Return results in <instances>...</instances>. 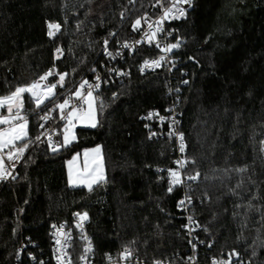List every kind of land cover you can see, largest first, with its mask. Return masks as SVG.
I'll return each instance as SVG.
<instances>
[{
    "label": "trees",
    "instance_id": "16d2710c",
    "mask_svg": "<svg viewBox=\"0 0 264 264\" xmlns=\"http://www.w3.org/2000/svg\"><path fill=\"white\" fill-rule=\"evenodd\" d=\"M156 2L0 0V97L48 72L50 84L66 74L44 104L23 96L30 138L39 133L41 113L58 116L57 106L81 80L96 75L102 43L127 39L136 19L155 14ZM49 24L61 27L54 37ZM168 28L180 58L173 73L140 76L137 65L149 52L140 49L129 60L130 77L97 93L95 128H78L76 140L56 152L45 142L31 145L16 180L0 184V264H16L22 242L49 257L51 228L81 212L89 215L99 259L129 250L146 264H187L182 190L168 191L173 145L150 140L141 120L161 109L170 84L182 91L188 170L199 173L193 195L205 229L200 262L239 252L264 264V0H195L188 18ZM98 146L105 179L91 191L71 188L67 161Z\"/></svg>",
    "mask_w": 264,
    "mask_h": 264
},
{
    "label": "built area",
    "instance_id": "2783aa9c",
    "mask_svg": "<svg viewBox=\"0 0 264 264\" xmlns=\"http://www.w3.org/2000/svg\"><path fill=\"white\" fill-rule=\"evenodd\" d=\"M173 3L174 0H157L155 14L136 19L130 27V34L127 39L111 38L102 43L104 62H102L101 68L92 79L81 80L78 87L81 90L80 96L77 97L73 94L68 97L66 99L69 101L68 106L63 109V112L59 109L58 116H55L53 112L41 113L39 133L35 137H28L30 139L23 152L15 153V149H13L14 158L12 160L7 158L8 151L2 153L4 156V175L0 177V184L10 185L16 180L19 168L31 145L45 142L51 152L61 149L68 124L67 114L74 109L77 110V116L86 113L88 103H85V100L88 99L87 93L89 91L96 98L98 92L130 77L129 60L140 49L147 48L149 50L148 56L137 65L140 76L145 77L158 72L173 73L180 58L174 54L172 49L167 50L170 46L168 26L173 22L185 21L193 9L195 0H191L189 4L179 3L176 5L178 8L184 9L185 14L183 16H180L173 9V12L165 17L166 10L172 8ZM173 16L176 18H172ZM137 20H140L141 23L134 28ZM157 29L161 30L157 31ZM145 33L148 35L146 36ZM152 33H155V35L152 36ZM125 44L128 47H124ZM162 57L163 59H161ZM146 61L149 62L148 65L145 64ZM153 61H158L159 66L151 63ZM97 85L99 87H96ZM165 94L167 100L161 102V109L149 111L147 114L142 115L141 120L144 122V128L150 140H167L173 145L174 167L171 172L179 173L181 183L173 184V177L170 172L168 173V181L170 187L178 186L182 190L178 209L183 213L185 219L184 230L190 247V253L186 256L185 262L187 264H202L199 260V254L200 247L203 246L201 236L205 229L197 218L193 195L195 185L199 180V173L189 172L188 170L189 157L187 155L186 137L180 130V113L178 111L182 91L179 87L170 84L166 87ZM4 109L6 107H0V115ZM44 117H47V119H44ZM181 135H183V142L180 139ZM181 143L184 145L183 152L180 151ZM177 161L184 162L183 166L177 164ZM190 177L196 178L191 179ZM181 201H183V204H181ZM84 213L87 212L75 214L72 223H64L51 228L49 231V257L36 255L33 251L34 245L33 248H30V246L28 248L27 243L22 242L17 249L16 264H22L24 258L27 259L28 264H146L142 258L134 255L129 250H125L118 255L109 254L99 259L96 255L93 238L88 230L89 215H87V219L81 220L80 218ZM159 264L168 263L161 262ZM208 264H252V262L239 252H229L210 258Z\"/></svg>",
    "mask_w": 264,
    "mask_h": 264
},
{
    "label": "snow or ice",
    "instance_id": "6c2138e0",
    "mask_svg": "<svg viewBox=\"0 0 264 264\" xmlns=\"http://www.w3.org/2000/svg\"><path fill=\"white\" fill-rule=\"evenodd\" d=\"M191 2V0H174L173 3V7L169 8L166 10L165 12V17H167L169 14H171L173 12V9H175V11L177 13H179L180 16H183L185 14L184 9L182 8H178L176 5H178L179 3H184V4H189ZM172 18H176L175 16H173ZM141 21L137 20L135 22L134 28L138 27L140 25ZM49 35L52 36L54 35L53 31H51L52 29L55 30H59L60 25L59 24H49ZM149 27H151V25H149ZM161 29H157V31H159ZM145 35L147 36L148 34L145 33ZM155 33H152V36H154ZM124 47H128L127 44L124 45ZM178 47L177 44H173L170 45L169 48L167 50H171L172 48H176ZM109 55H111V53H109ZM163 59V57L161 58ZM151 63L156 64L157 66H159V62L158 61H153ZM146 65L149 64L148 61L145 62ZM66 75V74H65ZM46 79L45 77H41V80ZM63 80H64V75H60V82H61V86H63ZM86 83V82H85ZM40 87L39 82H36L30 86L27 87H19L15 90V92H13L10 96H5V97H0V107H6L7 112L9 113L8 116H0V125H8L7 128L0 130V177H3L4 175V156L2 155V153L4 152L5 149H9V151L7 152V158L9 160H12L14 158V152L13 149H15V153H21L25 150V148L27 147V145L25 144L23 147L20 148H16L15 146V142L24 139V137L26 136V126H27V121L26 119L20 115V112L23 108V101H22V94L23 93H30L32 96H36V104L37 106H39L43 100L45 99L44 96H38L37 93L35 91H33V89H37ZM49 87V93L50 95H54V93H51V89L55 88L56 85L52 84ZM81 87H83V85H81ZM96 87H99V85H97ZM75 95L77 97L80 96V92L77 91L75 93ZM87 97L91 98L92 97V92L89 91L87 93ZM85 103L89 104V107L91 108V101L90 99H86ZM69 101L65 100L63 103L59 104L57 107L63 112V109H65L66 106H68ZM15 108V111H14ZM88 113H83L80 116H77V110H73L71 112H69L67 114V119H68V123L71 125L73 118L76 119H83L84 116H87ZM44 119H47V117H44ZM91 119L94 120V114H92ZM163 119V118H161ZM14 121H23V123H14ZM92 126L95 127V123H92ZM65 131L67 132L68 129H65ZM181 141L183 142V135L180 136ZM69 138L67 135H65L64 137V141L68 142ZM55 150V149H53ZM94 151L99 152V149H95ZM180 151L183 152L184 151V145L183 143H181V148ZM77 160V157H73L72 161H69V166L71 167L73 165V163H75ZM94 163V161H90L89 159V155L87 152H85L83 154V160L81 161L82 164V175L85 176V178L87 179L88 177H91L97 170V168H102V163L101 164H97L96 168H92L91 165ZM177 164H180L181 166H183L182 161H177ZM240 171H244V169H240ZM171 176L173 177V184H179L181 183L180 180V176L178 172H171L170 171ZM191 179H195L196 177H190ZM100 179H103V177L101 176ZM97 181H93V183H95ZM88 188L91 191L92 189V183H88ZM169 192L172 191V188L169 187L168 189ZM181 204H183V201H181ZM87 213H84L83 216H81V220L87 219ZM57 243H59V241H57ZM90 250V249H89Z\"/></svg>",
    "mask_w": 264,
    "mask_h": 264
},
{
    "label": "crops",
    "instance_id": "0c3cea01",
    "mask_svg": "<svg viewBox=\"0 0 264 264\" xmlns=\"http://www.w3.org/2000/svg\"><path fill=\"white\" fill-rule=\"evenodd\" d=\"M23 86H25V85H23ZM25 87H27V86H25ZM77 91L81 92L80 89H77L74 92V95H75V93ZM51 93H53V91H51ZM42 96H44V94H42ZM33 97L34 96H31L32 99H33ZM88 99H90V101H91V108L89 107V104L87 106L86 113H88V115L87 116H84L83 119L73 118L72 123L70 125L71 127L68 128V131L67 132L65 131V133H64V136H63V146L62 147H67V146H69L71 143H73L76 140V130L78 128H95L97 126V112H96V103H97V100L93 96L91 98H88ZM44 101L45 100H43V102L41 104H43ZM34 102L36 104V101L35 100H34ZM5 110H6V112L3 113V114H1L0 116H8L9 115V113L7 112V109H5ZM14 111H15V108H14ZM93 112H94V114L96 116V119H95V121H96L95 127H93L92 125H89V124H85V125L82 126L81 124H82V122H84L85 119H87L89 117V119H87V120H90L91 113H93ZM20 115L23 116L21 114V112H20ZM26 121H27V119H26ZM78 122H81V124L79 125L80 127H77L76 130H75V132L73 133V129L78 125ZM14 123H23V121H14ZM7 127H8V125H0V130L5 129ZM25 131H26V136L24 137V139L15 142L16 148L21 147L22 146L21 143L24 142L25 140H27V138L29 137V132H28L29 131V123H28V121H27V126H26ZM65 135H67L68 138H69L68 142H65L64 141ZM97 148L99 149V152L94 151ZM6 151H9V149H5L4 150V152H6ZM85 152L88 153L90 161H94L95 162V168H96V165L97 164H101V163H102V168H97L96 172L91 177H88L87 179L86 178H83V181H84L85 184H81V183H70V176H71V173L70 172H71V168L69 166V161H67L66 168H67V175H68V179H69L68 180V184H69V186L71 188H81V187H85L86 189L89 190L88 183H92V188H93L99 182H101V181H103L105 179V175H106V162L104 160L103 150H102V148L100 146L95 147V148H92V149L84 150L82 153L75 155L74 157H77V159L80 160V163H78V160H76L75 168H77V170L80 169V168H82L81 161L83 160V154ZM72 160H73V158L70 161H72ZM101 176L103 177V179H100ZM93 181H97V182L93 183Z\"/></svg>",
    "mask_w": 264,
    "mask_h": 264
},
{
    "label": "rangeland",
    "instance_id": "374dc122",
    "mask_svg": "<svg viewBox=\"0 0 264 264\" xmlns=\"http://www.w3.org/2000/svg\"><path fill=\"white\" fill-rule=\"evenodd\" d=\"M60 30H61V27L59 28V30L57 31V30H55V29H52V31H53V33H54V35H52L51 37H54V36H56L59 32H60ZM170 45H173L172 43H170ZM172 50H174V48H172ZM62 75H64V80H65V78H66V75L65 74H62ZM46 76V79H44V80H41V78L40 79H38V80H36L35 82H33V84L34 83H36V82H39V84H40V87L39 88H37V89H33V91H35L36 93H37V95L38 96H42V94H44V97H45V101H44V103L45 102H47V101H49L50 99H52L53 97H55V95H56V90H55V88H52L50 91H53V93H54V95H50V93H49V87L48 86H50V85H52V84H50L49 83V79L50 78H52L53 76H54V74L51 72H48L46 75H44V76H42V77H45ZM64 80H63V86H64ZM56 84H58V85H60L61 86V82H60V75H58V82L57 83H55V85ZM32 85V84H31ZM63 86H61V87H63ZM21 87H25V86H21ZM30 93H23L22 94V101H23V96L24 95H29ZM31 94L29 95V97L31 98ZM36 96H34L33 97V99L36 101ZM43 103V104H44ZM40 105H42V104H40ZM6 112V111H5ZM5 112H3V113H5ZM2 113V114H3ZM92 114H94V112L93 113H91V116H92ZM91 116H90V120H87V119H89V117L87 118V119H85L84 120V122H82V124H81V122H78V125L73 129V133L75 132V130H76V128L77 127H80L79 125L81 124L82 126L83 125H85V124H89V125H92V123H96V121H95V119H96V116H95V114H94V120H92L91 119ZM25 118V117H24ZM68 126L66 127V129H68V128H70L71 126H70V124H67ZM25 145V144H24ZM23 145V146H24ZM60 150V149H59ZM56 152V151H55ZM74 157V156H73ZM72 157V158H73ZM71 158V159H72ZM70 159V160H71ZM69 160V161H70ZM78 160V159H77ZM78 163H80V160H78ZM75 165H76V162L75 163H73V165L70 167L71 168V176H70V183H81V184H85L84 183V181H83V178H85V176H83L81 173H82V168H80V169H78L77 170V168H75ZM91 167L92 168H95V162L91 165ZM69 180V179H68ZM74 180V181H73ZM83 188H85V187H83ZM245 224H247V223H245ZM245 228L247 229V227L245 226Z\"/></svg>",
    "mask_w": 264,
    "mask_h": 264
}]
</instances>
